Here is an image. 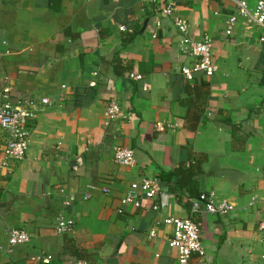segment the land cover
I'll list each match as a JSON object with an SVG mask.
<instances>
[{
    "label": "crops",
    "instance_id": "0c3cea01",
    "mask_svg": "<svg viewBox=\"0 0 264 264\" xmlns=\"http://www.w3.org/2000/svg\"><path fill=\"white\" fill-rule=\"evenodd\" d=\"M167 5L192 39H213L212 76H181L195 58L181 50L173 17L160 14ZM235 10L231 0H0V51L10 52L0 103L36 101L26 156L10 172L0 166V248L11 228L30 240L1 251L0 264L40 255L49 264H177L163 221L190 215L172 173L195 161L200 192L234 209L192 216L205 256L188 264H264V34L239 18L224 36ZM111 100L120 115L108 121ZM6 139L0 129V164ZM114 146L133 151V167L113 161ZM153 178L162 188L153 201L121 204L132 183ZM58 216L73 220L70 232L57 234Z\"/></svg>",
    "mask_w": 264,
    "mask_h": 264
},
{
    "label": "built area",
    "instance_id": "2783aa9c",
    "mask_svg": "<svg viewBox=\"0 0 264 264\" xmlns=\"http://www.w3.org/2000/svg\"><path fill=\"white\" fill-rule=\"evenodd\" d=\"M236 7L235 14L232 15L225 23L224 36L232 34L233 27L239 18L246 23L255 25L260 28L264 34V1H258L253 8H250L244 0H231ZM154 2V0H153ZM174 8L171 5L160 10V14L164 17H173V25L181 35V50L195 58L190 66L180 68L181 76L191 81L195 73H202L206 76H212L217 71V65L213 58V44L211 37L205 35L201 40L196 41L188 35L187 21L173 16ZM159 22L156 23V27ZM120 31H127L124 26L119 27ZM131 32V30H129ZM155 37V35H153ZM264 41V35L260 38ZM10 55L9 51H0V61ZM130 79H139L140 76L134 73L128 75ZM94 86V83L90 84ZM65 88V86H62ZM8 88L3 89L2 97L8 98ZM41 105H50L51 101L47 98L40 99ZM36 101L33 99H20L13 104L9 102L0 103V129L7 134L2 151V160L0 166L11 171V162L22 160L29 148L30 132L27 126L28 120L33 117L32 109L35 107ZM120 115V106L117 101L111 100L105 108V116L107 120H114ZM113 161L122 166L133 167L135 164L134 153L131 149L119 146L113 147ZM264 173V167L261 170ZM106 192V190H103ZM162 192L161 185L157 178L143 179L139 183H132L127 193L122 197V205H131L134 208L140 207V200L144 198L153 201L158 194ZM87 198V197H86ZM74 198L69 196V200L64 204L68 205ZM152 210H157L156 204L152 205ZM234 206L226 202L215 203L212 192L201 193L198 200L191 201L190 215L184 218L169 217L164 219V224L171 226V235L167 239V245L174 249L177 254V264H188L192 255L198 258L205 256V250L200 240L199 224L196 223L192 216L204 210L210 214L226 216L230 214ZM55 231L57 234L70 232L73 229V220L65 219L62 216L56 218ZM257 231L264 236V221H260L257 225ZM7 244L1 251L11 252L13 247L29 242L30 236L23 229L11 228L6 230ZM149 238H155L154 230L148 233ZM51 256L40 255L33 258L34 264H49ZM71 264H87L85 261H76Z\"/></svg>",
    "mask_w": 264,
    "mask_h": 264
},
{
    "label": "trees",
    "instance_id": "16d2710c",
    "mask_svg": "<svg viewBox=\"0 0 264 264\" xmlns=\"http://www.w3.org/2000/svg\"><path fill=\"white\" fill-rule=\"evenodd\" d=\"M189 120H194V116ZM199 173L200 170L196 161L188 166H186L185 164H179L172 173L176 178L177 190L185 192L188 198L191 199V201L198 200L201 194L199 189V181L197 179ZM191 201L189 204V208L191 207Z\"/></svg>",
    "mask_w": 264,
    "mask_h": 264
}]
</instances>
